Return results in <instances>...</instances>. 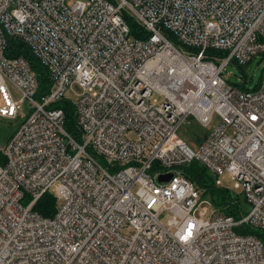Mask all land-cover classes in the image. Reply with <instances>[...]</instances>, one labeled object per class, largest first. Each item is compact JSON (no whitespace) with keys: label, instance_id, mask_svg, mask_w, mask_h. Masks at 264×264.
Masks as SVG:
<instances>
[{"label":"built area","instance_id":"2783aa9c","mask_svg":"<svg viewBox=\"0 0 264 264\" xmlns=\"http://www.w3.org/2000/svg\"><path fill=\"white\" fill-rule=\"evenodd\" d=\"M67 1L0 0V116L25 117L0 148V264H264L262 241L239 231H264V74L256 89L222 76L264 51V0ZM10 37L46 68L48 92L5 54ZM74 83L77 135L54 105ZM215 114L196 148L179 136ZM193 160L218 186L228 175L249 210L209 213L180 171ZM44 193L50 216L34 209Z\"/></svg>","mask_w":264,"mask_h":264},{"label":"trees","instance_id":"16d2710c","mask_svg":"<svg viewBox=\"0 0 264 264\" xmlns=\"http://www.w3.org/2000/svg\"><path fill=\"white\" fill-rule=\"evenodd\" d=\"M126 19L128 20L127 22L130 26V35L133 37H143L144 32L142 28H140L132 19L128 17ZM213 53L221 54L223 51H216ZM5 54L10 57L20 55L28 61L31 68L37 75L38 88L36 97H39L41 93L48 92L51 84L46 68L41 65V63L33 56L30 49L22 41L12 37L8 38ZM261 54H264V51H262ZM261 78L262 76L259 78L253 89L258 87ZM239 88L248 89L244 85H239ZM54 105L60 107L64 111V126L66 130L73 135H77L78 130L76 129V120L72 101L68 98H63ZM2 160V156L0 155V162ZM180 171L201 191L202 198H207V196L210 198V202L215 208L222 210L226 214H231L236 218L239 216V213L242 210V205L246 202L244 197L240 196V193L233 194L229 191V189L216 185L215 177L212 176L210 172H208V170L196 160L182 166ZM55 206L56 200L54 196L50 193H44L36 202L34 209L44 216H50L55 211ZM239 231L255 235L262 241L264 246V231L252 228L248 225L241 226Z\"/></svg>","mask_w":264,"mask_h":264},{"label":"rangeland","instance_id":"374dc122","mask_svg":"<svg viewBox=\"0 0 264 264\" xmlns=\"http://www.w3.org/2000/svg\"><path fill=\"white\" fill-rule=\"evenodd\" d=\"M68 0L67 2H69ZM264 71V54H257L253 56L251 61L245 65H237L233 62H230L222 71V76L226 80V82L230 85L238 86L244 85L248 89H253L255 84L258 82L259 78L263 76ZM8 91L13 100L17 101L20 98V94L18 91L11 85L8 84ZM82 92V88L77 84H71L70 88H67L65 91V96L72 100L76 101L78 95ZM151 102L155 104H160L162 102V96L156 93H153L151 96ZM0 100V104H1ZM29 112L25 113V116L28 115ZM25 117H23L20 113L16 117L7 118L0 116V148L4 149L7 140L16 132V130L20 127L21 123L24 121ZM219 120L217 115L213 116L211 123L203 127L196 121H189V123L185 122L182 124L180 129L178 130V134L181 138H183L189 146L192 148H196L198 142H201L203 138L209 135L217 126ZM227 133L231 134L232 130L228 129ZM132 136V134H131ZM102 163V161L100 160ZM220 180L222 181L221 186L229 189V191L233 194L241 193L240 196L243 197L241 189H234L233 181L229 178L228 175L223 174L220 176ZM201 193V191H200ZM203 199V198H202ZM207 203L202 202L203 206L208 207L209 213L213 209V205L210 202V198L207 196ZM205 200V199H203ZM213 206V207H212ZM250 206L248 203H244L242 205V213L248 211ZM168 219L167 215L161 216V220L166 223Z\"/></svg>","mask_w":264,"mask_h":264},{"label":"water","instance_id":"95a60500","mask_svg":"<svg viewBox=\"0 0 264 264\" xmlns=\"http://www.w3.org/2000/svg\"><path fill=\"white\" fill-rule=\"evenodd\" d=\"M23 109L27 110V103L26 102L23 103ZM171 176H172V173H167L165 175L158 176L157 179H158V181L166 182L171 178Z\"/></svg>","mask_w":264,"mask_h":264}]
</instances>
